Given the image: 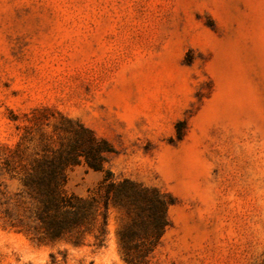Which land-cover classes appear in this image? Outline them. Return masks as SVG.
Returning <instances> with one entry per match:
<instances>
[{"label": "rangeland", "instance_id": "374dc122", "mask_svg": "<svg viewBox=\"0 0 264 264\" xmlns=\"http://www.w3.org/2000/svg\"><path fill=\"white\" fill-rule=\"evenodd\" d=\"M66 120L108 142L105 170L171 197L147 264H264V0H0V162L58 148ZM103 175L81 162L65 190ZM118 218L100 249L0 221V264H128Z\"/></svg>", "mask_w": 264, "mask_h": 264}, {"label": "trees", "instance_id": "16d2710c", "mask_svg": "<svg viewBox=\"0 0 264 264\" xmlns=\"http://www.w3.org/2000/svg\"><path fill=\"white\" fill-rule=\"evenodd\" d=\"M64 132L56 149L46 145L41 154L26 157L20 152L0 162V175L19 183L13 193L0 184V221L38 244L66 241L100 249L107 240L109 211L115 210L123 259L128 264H147L169 226L171 197L105 170L112 148L79 122L66 120ZM81 162L104 174L86 196L65 190L66 170ZM50 258L54 260L53 255Z\"/></svg>", "mask_w": 264, "mask_h": 264}]
</instances>
